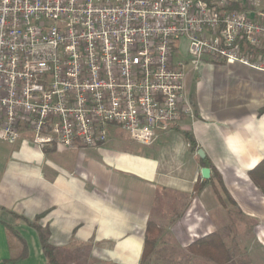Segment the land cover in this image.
<instances>
[{"label":"built area","instance_id":"built-area-1","mask_svg":"<svg viewBox=\"0 0 264 264\" xmlns=\"http://www.w3.org/2000/svg\"><path fill=\"white\" fill-rule=\"evenodd\" d=\"M207 63L264 71L262 0H0V141L81 150L117 127L149 147L194 117Z\"/></svg>","mask_w":264,"mask_h":264},{"label":"crops","instance_id":"crops-1","mask_svg":"<svg viewBox=\"0 0 264 264\" xmlns=\"http://www.w3.org/2000/svg\"><path fill=\"white\" fill-rule=\"evenodd\" d=\"M187 89L194 117L184 116L170 131L179 136L171 178L162 171L160 155L113 143L110 136L101 147L61 152L49 147L40 152L28 134L14 146L0 141V264H47L35 226L47 233L60 263L139 264L148 222L160 227V193H194L197 180L205 181L201 159L214 167L212 180L199 190L204 210L213 209L207 185L220 182L232 197L236 188L246 195L244 202L233 198L243 217L264 219L257 213L264 212V196L248 176L264 160V71L207 63L189 76ZM183 130L192 134L194 150ZM159 139L154 144L162 150ZM184 162L191 164L188 171L182 170ZM196 205L191 202L187 212L194 208V214ZM196 221L187 228L190 237ZM172 234L187 250L190 242Z\"/></svg>","mask_w":264,"mask_h":264},{"label":"rangeland","instance_id":"rangeland-1","mask_svg":"<svg viewBox=\"0 0 264 264\" xmlns=\"http://www.w3.org/2000/svg\"><path fill=\"white\" fill-rule=\"evenodd\" d=\"M262 3L264 5V0H262ZM186 51L187 42L185 39H182L179 48L178 46L176 47L174 61L187 62L188 56ZM109 136L113 143H122L124 145L133 146L134 148L147 149L153 154L157 153L160 155L159 159L165 176L171 178L173 175L176 163L174 162L171 152L173 146L178 143L179 136L177 132L173 131L161 138L159 137L160 142H162L161 145L163 146L162 150L157 147L158 143L149 147L135 145L129 135L117 127H114L110 131ZM190 165L191 164L188 162L182 163V170L188 171ZM253 165L254 164H251L250 167ZM188 183L189 182H187V186L189 185ZM207 189L210 194L209 202L213 203L212 210H204L203 204L199 200L198 190L195 192L193 191L194 193L192 194H180L170 189H165L160 193V199L157 204L158 210L156 213L158 216L157 222L162 228L161 233L162 230H164V234H160L163 236L160 239L161 246L159 247V251L151 254L148 264H215L208 259L190 254L187 250L184 251L180 249L181 244L172 234L173 230H175L184 241L190 242V244L207 234L218 232L229 250L234 254L233 261L227 264H264V236L260 235L264 230V219L259 220L252 216L243 217V213L236 206L234 200L237 197L240 201L244 202L246 200V195L241 189L239 190L236 188V196L234 195V198L229 193H225L224 190L226 189L222 188L219 182H216L215 186L207 185ZM256 194L258 195V193ZM261 194L258 196H261ZM230 199L235 203H232ZM193 201L197 204V209L194 214H191L194 208L190 213H188L187 210L188 205ZM254 213H256V211ZM257 213L260 214L264 212L257 211ZM188 214H191V216ZM197 216H201L203 221L197 222ZM194 219L197 222V232L192 233L190 237L187 228L189 225H194ZM257 227H260V229ZM170 228H172V232H170ZM259 236L260 239H258Z\"/></svg>","mask_w":264,"mask_h":264},{"label":"trees","instance_id":"trees-1","mask_svg":"<svg viewBox=\"0 0 264 264\" xmlns=\"http://www.w3.org/2000/svg\"><path fill=\"white\" fill-rule=\"evenodd\" d=\"M181 133L188 142V144L190 145V149L194 150L196 148V143L192 134L187 130H183ZM200 165L202 166V168H209L210 171H213L214 167L212 166V164L206 162L204 159L200 160ZM248 176L252 181V183L254 184V186L258 188L260 192L264 195V160L258 163L252 170H250L248 172ZM211 180L212 178H209L208 180L205 181L197 180V182L194 185V189L198 191L201 190L205 186V184ZM222 188H224L223 185ZM224 191L226 194H228L226 190ZM230 201L232 203H235L232 199H230ZM238 212L241 213L240 211ZM35 228L38 232L42 251L47 260V264H64V263H60L55 258L54 249L48 243L47 233L42 231L41 228L37 226H35ZM160 234H161V228L153 221H149L146 230L144 250L139 264L149 263L150 256L153 252L155 243ZM187 251L190 254L208 259L215 264H227L229 262H232L234 259L233 252L229 250L223 238L218 232H212L210 234L205 235L202 238H199L197 241L192 242L187 247Z\"/></svg>","mask_w":264,"mask_h":264},{"label":"water","instance_id":"water-1","mask_svg":"<svg viewBox=\"0 0 264 264\" xmlns=\"http://www.w3.org/2000/svg\"><path fill=\"white\" fill-rule=\"evenodd\" d=\"M200 157H203L202 152L199 150L198 152ZM200 175L203 180H208L210 178V169L209 168H201Z\"/></svg>","mask_w":264,"mask_h":264},{"label":"bare ground","instance_id":"bare-ground-1","mask_svg":"<svg viewBox=\"0 0 264 264\" xmlns=\"http://www.w3.org/2000/svg\"><path fill=\"white\" fill-rule=\"evenodd\" d=\"M132 166H134V165H132ZM135 167V166H134ZM137 167V166H136Z\"/></svg>","mask_w":264,"mask_h":264}]
</instances>
